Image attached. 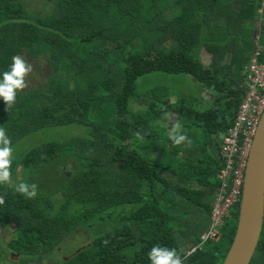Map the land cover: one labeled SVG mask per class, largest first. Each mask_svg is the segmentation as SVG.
<instances>
[{"label": "trees", "instance_id": "obj_1", "mask_svg": "<svg viewBox=\"0 0 264 264\" xmlns=\"http://www.w3.org/2000/svg\"><path fill=\"white\" fill-rule=\"evenodd\" d=\"M25 1L0 0V79L14 55L46 58L53 75L45 89L18 91L8 110L0 97V127L12 148L45 130L87 133L12 154L10 182L0 184V236L15 228L11 254L51 261L83 230L91 240L61 264H150L156 244L175 248L184 264H223L240 207L218 243L184 256L209 227L225 167L220 134L245 95L257 39L264 63L263 0H45L54 6L46 18ZM155 72L188 75L212 107L172 102L162 88L139 102L138 81ZM176 121L190 145L169 139ZM20 183L36 184V198L16 192Z\"/></svg>", "mask_w": 264, "mask_h": 264}, {"label": "rangeland", "instance_id": "obj_2", "mask_svg": "<svg viewBox=\"0 0 264 264\" xmlns=\"http://www.w3.org/2000/svg\"><path fill=\"white\" fill-rule=\"evenodd\" d=\"M25 3L28 9L36 16L46 18L54 14V6L45 2V0H26ZM260 27L261 24L259 25V28ZM24 59L32 65V71L25 77L27 87L18 91L25 92L29 89H45L53 75V71L47 59L40 58L32 60L27 57H24ZM160 88L167 89L172 93V102H178L181 99H184L185 101L188 100L189 106L199 111H206L212 107L213 96L207 91L206 93L209 97L206 98L204 96L205 91L201 92L199 84L183 73L171 74L155 72L152 73V75L141 78L137 83V94L140 96L139 102L143 103V97H146L147 94ZM137 103L131 104V110L135 112H145L147 108L144 107L142 110ZM169 119L164 122V126L170 124V122L172 123ZM159 124L162 125V123ZM180 131H182V129ZM86 133L87 130L85 127L79 126H67L56 130H45L41 133L27 137L24 141L13 148L12 154L14 156H19L31 151L33 148L51 142H64L69 139L74 141L85 139ZM198 138L200 140L202 139L200 135H198ZM20 173H22V170H20ZM19 178L22 179L21 174ZM230 224L232 225L233 223L230 222ZM14 229V227H11L5 236H0V255L4 264H32L29 263V258L24 256L19 258L17 254H11L9 251L7 245L13 239L12 232ZM85 235L86 234L83 230L77 232L75 236L65 243L60 252L54 255L53 261L56 264H61L77 251L84 248L92 237V235H88V240Z\"/></svg>", "mask_w": 264, "mask_h": 264}, {"label": "built area", "instance_id": "obj_3", "mask_svg": "<svg viewBox=\"0 0 264 264\" xmlns=\"http://www.w3.org/2000/svg\"><path fill=\"white\" fill-rule=\"evenodd\" d=\"M259 56L257 49L246 68L245 95L234 123L220 134L225 167L219 175L220 185L215 193L209 227L200 236L195 252L190 251L192 254L209 243H218L226 222L231 219L235 208L241 205L250 152L264 114V63L259 61Z\"/></svg>", "mask_w": 264, "mask_h": 264}, {"label": "water", "instance_id": "obj_4", "mask_svg": "<svg viewBox=\"0 0 264 264\" xmlns=\"http://www.w3.org/2000/svg\"><path fill=\"white\" fill-rule=\"evenodd\" d=\"M260 21L256 28L259 29ZM259 34V33H257ZM258 49V39L256 42ZM204 96L208 98L207 93ZM264 224V114L259 124L243 188L236 233L223 264H251L259 246ZM52 264H56L53 260ZM44 264V263H43Z\"/></svg>", "mask_w": 264, "mask_h": 264}, {"label": "clouds", "instance_id": "obj_5", "mask_svg": "<svg viewBox=\"0 0 264 264\" xmlns=\"http://www.w3.org/2000/svg\"><path fill=\"white\" fill-rule=\"evenodd\" d=\"M31 71L32 65L20 55H14L12 57L10 70L5 71L3 73V78L0 79V97L3 98L5 104L7 105V110L15 103L18 90H22L27 87L25 77ZM168 115V113H165V117H168ZM181 128V123L176 121L172 125L169 132V139L176 146H180L185 143L190 145V138L186 133L180 131ZM134 135L137 139H143V136L139 131L134 133ZM12 153L13 148L11 147V140L7 136L4 127H0V184L10 182ZM15 190L27 199H34L38 194L37 185L34 183H20ZM4 203V197L0 196V205H3ZM103 243L107 245L108 241L105 240ZM195 250L196 249H192V252H195ZM192 252L185 253L184 259L191 255ZM147 256L150 264H184V260L175 248L162 247L159 244L153 245L147 253Z\"/></svg>", "mask_w": 264, "mask_h": 264}, {"label": "flooded vegetation", "instance_id": "obj_6", "mask_svg": "<svg viewBox=\"0 0 264 264\" xmlns=\"http://www.w3.org/2000/svg\"><path fill=\"white\" fill-rule=\"evenodd\" d=\"M52 264L50 263V260H47L45 262H40L37 264ZM251 264H264V224H263V230H262V235H261V239L259 242V246L257 248V251L253 257V260L251 262Z\"/></svg>", "mask_w": 264, "mask_h": 264}]
</instances>
